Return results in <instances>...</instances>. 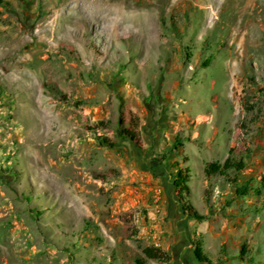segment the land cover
<instances>
[{
  "label": "rangeland",
  "instance_id": "1",
  "mask_svg": "<svg viewBox=\"0 0 264 264\" xmlns=\"http://www.w3.org/2000/svg\"><path fill=\"white\" fill-rule=\"evenodd\" d=\"M0 264H264V0H0Z\"/></svg>",
  "mask_w": 264,
  "mask_h": 264
},
{
  "label": "trees",
  "instance_id": "2",
  "mask_svg": "<svg viewBox=\"0 0 264 264\" xmlns=\"http://www.w3.org/2000/svg\"><path fill=\"white\" fill-rule=\"evenodd\" d=\"M119 129H122V131H124L125 133L128 132L125 128H119ZM102 143L104 145H110V146L115 145L111 143L108 138H104L102 140ZM244 167H245L244 160L238 157L236 154H234V151L231 150L228 157L223 162H213L209 166V171L212 174L222 173V174L227 175L230 172H235V173L239 172L243 170ZM187 171L188 170H183L182 168L177 169L176 172L174 173L175 178H174L173 185L179 192V196L182 202V207L184 209V212L189 217H192L195 219H201L203 216L199 214L197 210L193 209L192 206L189 203H186L183 199L184 193L185 194L190 193V187L188 184L189 176L187 174ZM248 190H249L248 185L243 184V185H239L236 187L235 193L236 195H239V196L247 195ZM246 251H247L246 245H243L242 251H241L242 254L246 253ZM143 252L148 258L154 259L157 261H167L169 259V256L166 254V252L157 246H146L144 247ZM194 255L199 261H202V262L208 261L204 255L202 248L199 245L196 246L194 250Z\"/></svg>",
  "mask_w": 264,
  "mask_h": 264
}]
</instances>
